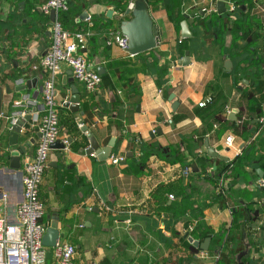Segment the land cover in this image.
Listing matches in <instances>:
<instances>
[{"label":"crops","instance_id":"0c3cea01","mask_svg":"<svg viewBox=\"0 0 264 264\" xmlns=\"http://www.w3.org/2000/svg\"><path fill=\"white\" fill-rule=\"evenodd\" d=\"M45 1L0 0V214L9 216L22 198V169L39 134L47 73L35 65L50 44L52 22L40 11ZM115 1L124 4L67 0L65 28L85 36L81 52L101 83L87 92L66 64L56 76L58 139L66 147L48 154L43 222L56 220L60 239L75 246V264H217L230 230L238 245L232 264H264V188L258 185L264 178V0H246L235 15L230 0L220 14L218 0H147L160 34L154 49L136 55L107 43L109 24L126 19ZM184 19L188 39L181 37ZM187 50L189 64L179 65ZM71 84L79 95L75 112L61 104ZM19 110L31 119L9 146L10 115ZM80 120L101 148L115 137L125 160L80 154L88 146ZM229 134L232 148L224 145ZM133 136L136 146L157 144L164 156L139 161ZM32 139L20 169H9L10 150ZM205 143L222 158L209 156ZM161 186L172 193L159 194ZM186 232L199 242L210 235L207 251L184 238ZM47 259L54 264L50 249Z\"/></svg>","mask_w":264,"mask_h":264},{"label":"built area","instance_id":"2783aa9c","mask_svg":"<svg viewBox=\"0 0 264 264\" xmlns=\"http://www.w3.org/2000/svg\"><path fill=\"white\" fill-rule=\"evenodd\" d=\"M134 6L135 1L130 0L127 9L131 10ZM67 10V0H46L40 6L43 14L50 15V12L54 11L55 16L51 22L50 44L35 65V68L41 67L47 73L41 88L42 112L37 126L39 136L34 152L26 159L22 169V198L15 207L14 215L0 214V264H48V249L51 250L54 264H75L76 249L70 242L59 238L52 248L42 244V237L48 224L42 219L45 206L40 195L50 146L60 134L55 79L61 71V65L69 66L72 77L82 83L87 92H95L101 83V75L90 67L81 52L86 42L83 33L64 28L61 15ZM228 10L230 12L235 10L234 1H228ZM127 42V38L121 32L111 34L107 40L108 44L116 45L125 52H127ZM208 100L210 99L200 102L199 105L203 106ZM25 114L26 110L13 113L22 117ZM260 123H263L262 119ZM64 143L66 144V140ZM224 145L227 148L234 147L232 134L224 138ZM108 160L112 164H117L124 161L125 156L111 153ZM258 185L264 188V178L259 180ZM172 197L173 195L169 194V198ZM2 200L6 205V195H3Z\"/></svg>","mask_w":264,"mask_h":264},{"label":"water","instance_id":"95a60500","mask_svg":"<svg viewBox=\"0 0 264 264\" xmlns=\"http://www.w3.org/2000/svg\"><path fill=\"white\" fill-rule=\"evenodd\" d=\"M225 0H218L216 7L217 13H223L225 9ZM125 15H128V18L120 21L119 30L123 36L127 38V52L131 55H136L142 52H146L148 50L154 49L157 46V37L160 34V30L155 25L149 11L147 9L146 3L143 0H136L135 6L133 9H125ZM88 14L84 12L81 15V18L86 17ZM111 16V10L107 14ZM55 16L54 11L50 12V19L53 20ZM181 37L184 39H188L192 37V33L189 30V26L187 20L184 19L181 21ZM189 51H185L184 57L179 61V65L185 66L189 64ZM230 62H226L229 64ZM98 73H100L98 71ZM71 82V80H68ZM30 82H27L29 87ZM34 86V84H33ZM71 90L68 92L67 96L61 102L62 106L68 108L72 112H75L79 109V95L78 90L75 85H70ZM9 92V90H8ZM170 100L174 98V94H170ZM177 102H174V106L172 110H175V105ZM1 105H2V88L0 86V116H1ZM13 111L11 112L9 127V146H15L18 143L19 133L21 132V127L25 123V121H29L31 119L30 115H26L23 117L13 115ZM16 116V117H14ZM169 123H172L169 121ZM81 131L85 133V138L88 141V146L81 148L79 150L80 154L83 155H93L96 156L99 160L104 161L109 158L111 155L112 149L115 146V137H111L107 143V145L103 148L99 147V143L92 132L88 131L87 126L82 124V121L79 122ZM39 136V134H38ZM33 139L30 141L24 142L22 145H18L16 148L10 150L9 152V162L8 168L12 170L20 169V156L26 153L28 147H30ZM72 141V138L67 139V142ZM207 147V154L212 157L222 158L220 155L214 152L213 148L209 147L207 143H205ZM51 148H61L65 149L66 145L61 140H55L51 146ZM63 236V233L60 232L57 227L56 220L51 221V223L46 228V231L42 237V244L47 248L54 247L56 241ZM184 238L188 239L189 242L192 243L193 246L198 248L201 251H207L210 235H208L202 242L198 240H194L191 236H189V232L184 234Z\"/></svg>","mask_w":264,"mask_h":264},{"label":"trees","instance_id":"16d2710c","mask_svg":"<svg viewBox=\"0 0 264 264\" xmlns=\"http://www.w3.org/2000/svg\"><path fill=\"white\" fill-rule=\"evenodd\" d=\"M124 1V4H119L117 1H115V3H117L116 6L119 7L120 9V13L123 14L124 13V17L127 18L128 15H125V9L127 8V5H128V2L130 0H123ZM145 3L147 0H143ZM231 1H234L235 2V10L230 12L231 14L235 15L236 13H242V9L244 7V3L246 0H231ZM65 14V13H64ZM64 14L61 15V19H62V22H63V25H64V28L66 27L65 24H64ZM194 16V19L195 20H200V14L198 12H194L192 14ZM184 17H186V14H184ZM202 18V17H201ZM211 18H216L215 15H211ZM209 21V20H208ZM205 24L203 23L204 21L201 20L202 22V25L205 27L207 26L208 28L209 27H212L209 25V23ZM110 26V35L111 34H116L118 32H120L119 30V25H120V21H115L114 23L112 22ZM214 25V24H213ZM213 28V27H212ZM215 28V27H214ZM216 29V28H215ZM184 39H181V42L183 41ZM193 41L194 39L190 40V46H191V49H193ZM180 42V43H181ZM159 72V71H158ZM211 101V99H210ZM209 101V102H210ZM206 105V104H204ZM125 117L127 118L128 121H130L132 119L131 117V112L130 111H127L126 110V113H125ZM126 136H130L131 134L130 133H126L125 134ZM135 137L133 136L132 137V140H131V143H132V147L135 148V147H138L139 148V151H140V154H139V161H142V160H145L147 159L151 154H157L159 156H164L162 155L161 153L164 152V148H161V147H158L157 144H152L151 146H143L142 144H139L138 146H136L135 144ZM112 153L113 154H116L117 153V144L114 146L113 150H112ZM171 187L170 186H161L158 188V193H164V192H169V193H172L171 192ZM179 191V189L177 190ZM167 198V197H166ZM166 199H164V203L166 204ZM234 235V231L233 230H230L225 238V242H224V246H223V251L221 252L220 256H219V259H218V262L217 264H232L233 263V260H234V255L236 254V251H237V248H238V245H236V241H235V237L233 236Z\"/></svg>","mask_w":264,"mask_h":264}]
</instances>
